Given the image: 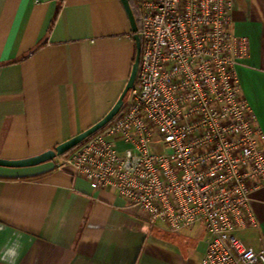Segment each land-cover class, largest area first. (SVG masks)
Segmentation results:
<instances>
[{"label": "crops", "instance_id": "crops-1", "mask_svg": "<svg viewBox=\"0 0 264 264\" xmlns=\"http://www.w3.org/2000/svg\"><path fill=\"white\" fill-rule=\"evenodd\" d=\"M231 18L232 34L249 44L236 67L240 91L264 137V0H232ZM133 58L119 0H0V159L34 157L100 121ZM251 208L257 226L235 236L264 251V188ZM206 239L203 225L172 233L142 221L63 157L0 168V264H200Z\"/></svg>", "mask_w": 264, "mask_h": 264}, {"label": "built area", "instance_id": "built-area-1", "mask_svg": "<svg viewBox=\"0 0 264 264\" xmlns=\"http://www.w3.org/2000/svg\"><path fill=\"white\" fill-rule=\"evenodd\" d=\"M232 0H136L135 83L119 114L63 157L142 221L172 233L203 225L200 264H264L235 236L257 226L264 137L236 73L248 39L231 32ZM126 146L122 152L113 140Z\"/></svg>", "mask_w": 264, "mask_h": 264}, {"label": "water", "instance_id": "water-1", "mask_svg": "<svg viewBox=\"0 0 264 264\" xmlns=\"http://www.w3.org/2000/svg\"><path fill=\"white\" fill-rule=\"evenodd\" d=\"M119 1L122 4V7L124 9V12L126 14L130 26V32L132 34V39L134 44V58L127 83L121 95L119 96L118 100L114 104V106L100 121H98L92 127L72 137L68 141H65L64 143L57 145L56 147H54V149L47 150L39 155L26 159H20V160L0 159V168H6V169L30 168L47 162H51L58 157H62L66 155L68 152L79 146L85 140H87L94 134L101 131L119 114L127 93L132 89L135 83L138 64H139V54H140V40L138 36V27L133 12L131 10L129 0H119Z\"/></svg>", "mask_w": 264, "mask_h": 264}, {"label": "trees", "instance_id": "trees-1", "mask_svg": "<svg viewBox=\"0 0 264 264\" xmlns=\"http://www.w3.org/2000/svg\"><path fill=\"white\" fill-rule=\"evenodd\" d=\"M135 2H136V0H134L133 3H132V10H133V15H134V17H136V10H134ZM91 137H92V136H91ZM88 139H89V138H88ZM88 139H87V140H88ZM87 140H85V141H87ZM85 141H84V142H85ZM84 142H83V143H84ZM83 143H81V144H83ZM81 144H80V145H81ZM80 145H79V146H80ZM77 147H78V146H77ZM77 147H76V148H77ZM74 149H75V148H74ZM74 149H72V150H74ZM72 150H71V151H72ZM71 151H70V152H71ZM68 153H69V152H68Z\"/></svg>", "mask_w": 264, "mask_h": 264}, {"label": "flooded vegetation", "instance_id": "flooded-vegetation-1", "mask_svg": "<svg viewBox=\"0 0 264 264\" xmlns=\"http://www.w3.org/2000/svg\"><path fill=\"white\" fill-rule=\"evenodd\" d=\"M133 1H134V0H129L131 10H132V3H133ZM132 12H133V10H132Z\"/></svg>", "mask_w": 264, "mask_h": 264}, {"label": "rangeland", "instance_id": "rangeland-1", "mask_svg": "<svg viewBox=\"0 0 264 264\" xmlns=\"http://www.w3.org/2000/svg\"><path fill=\"white\" fill-rule=\"evenodd\" d=\"M134 10H135V5H134Z\"/></svg>", "mask_w": 264, "mask_h": 264}]
</instances>
